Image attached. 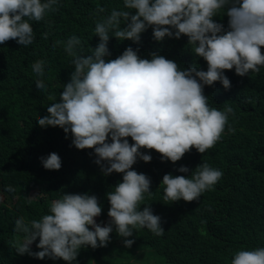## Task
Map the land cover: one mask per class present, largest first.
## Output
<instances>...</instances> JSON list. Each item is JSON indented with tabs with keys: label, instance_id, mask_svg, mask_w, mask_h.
I'll return each instance as SVG.
<instances>
[{
	"label": "trees",
	"instance_id": "trees-1",
	"mask_svg": "<svg viewBox=\"0 0 264 264\" xmlns=\"http://www.w3.org/2000/svg\"><path fill=\"white\" fill-rule=\"evenodd\" d=\"M54 8L41 21H29L31 45H19L12 38L0 43V197H4L0 207V264H230L235 251L264 246V65H260L259 71L249 70L243 76L234 68L223 70L230 81L227 89L219 81L203 86L210 107L224 110L227 105L232 109L219 139L203 153L190 146L180 159L171 162L161 160L155 149L141 146L140 151L150 154L151 159L145 162L137 158L130 167L150 178L151 192L143 194L139 208L148 206L159 215L164 229L160 235L146 227H135L131 236L121 237L113 226L104 246H82L72 262L15 251L16 242L24 236L14 230L15 220L23 218L27 223L40 219L48 213L51 201L63 193L94 194L101 206L97 222L101 226L109 223L106 193L122 179V173L115 170L104 175L94 162L91 148L77 149L71 144L70 131L65 134L59 126L41 127L36 120L55 102L48 99L49 94L59 100L74 70L65 41L77 36L80 44L74 52L89 55L99 42L94 33L97 21L113 9L135 10L125 9L123 0H57ZM212 19L227 29L228 16L223 9ZM123 23L121 20V27ZM139 36L134 42L110 33V55L105 59H114L131 46L141 58H150L155 52L181 69L207 68L203 57L192 52L185 34L157 41L149 25ZM260 47L264 53V46ZM38 62L44 65L40 78L47 86L44 93L35 91L37 78L32 67ZM127 139L133 143L131 137ZM49 152L60 157L59 169L42 166L40 157ZM202 163L222 173L211 188L191 201L164 200L160 180L165 173L191 176ZM180 165L188 172H178ZM9 188L11 192L6 191ZM123 239L133 243L125 247ZM30 248L40 250L35 241Z\"/></svg>",
	"mask_w": 264,
	"mask_h": 264
},
{
	"label": "clouds",
	"instance_id": "clouds-1",
	"mask_svg": "<svg viewBox=\"0 0 264 264\" xmlns=\"http://www.w3.org/2000/svg\"><path fill=\"white\" fill-rule=\"evenodd\" d=\"M56 4L57 0H0V43L12 38L19 45H31L29 21H41L49 11H55ZM123 5L135 11L113 9L97 21L94 33L99 42L89 55L74 52L80 44L77 36L65 41L74 70L59 100L49 94L48 99L55 102L36 120L41 127L59 126L65 134L70 131L71 144L77 149L91 148L104 175L113 170L122 173L120 182L106 193L111 220L103 226L97 222L101 206L94 194L63 193L51 201L48 213L40 219L27 223L23 218L15 220L14 230L24 234L15 244L18 254L72 262L82 246H104L113 226L121 237L131 236L135 227L160 235L164 229L159 215L148 206L139 208L143 194L151 192L150 178L130 167L137 158L145 162L151 159L150 154L140 151L141 146L155 149L161 160L171 162L180 159L190 146L203 153L219 139L232 111L227 105L224 110L210 107L203 86L219 81L227 89L230 81L223 70L234 68L243 76L264 65L260 47L264 46V0H123ZM220 9L228 16L227 29L212 19ZM149 25L157 41L185 34L192 52L206 61V70L178 68L176 62L155 52L150 58H141L131 46L116 58L105 59L110 55V33L136 42ZM32 74L37 78L35 91L44 93L47 86L40 79L44 76L42 62L33 65ZM40 161L45 169L61 167L56 152L40 157ZM177 171L187 173L188 169L180 165ZM221 174L207 163L200 164L191 176L165 173L160 180L164 200L196 199ZM3 201L0 197V207ZM37 237L40 250L33 252L30 245ZM122 243L128 247L133 240L123 239ZM230 264H264V246L235 251Z\"/></svg>",
	"mask_w": 264,
	"mask_h": 264
},
{
	"label": "rangeland",
	"instance_id": "rangeland-1",
	"mask_svg": "<svg viewBox=\"0 0 264 264\" xmlns=\"http://www.w3.org/2000/svg\"><path fill=\"white\" fill-rule=\"evenodd\" d=\"M38 239H39V238L37 237V240H34V241H35V245H37V241H38Z\"/></svg>",
	"mask_w": 264,
	"mask_h": 264
}]
</instances>
